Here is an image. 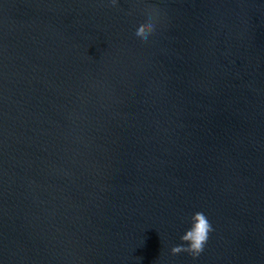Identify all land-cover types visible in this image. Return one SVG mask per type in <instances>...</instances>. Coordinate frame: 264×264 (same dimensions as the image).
<instances>
[{
  "label": "water",
  "instance_id": "water-1",
  "mask_svg": "<svg viewBox=\"0 0 264 264\" xmlns=\"http://www.w3.org/2000/svg\"><path fill=\"white\" fill-rule=\"evenodd\" d=\"M0 264H264V0H0Z\"/></svg>",
  "mask_w": 264,
  "mask_h": 264
},
{
  "label": "clouds",
  "instance_id": "clouds-1",
  "mask_svg": "<svg viewBox=\"0 0 264 264\" xmlns=\"http://www.w3.org/2000/svg\"><path fill=\"white\" fill-rule=\"evenodd\" d=\"M111 5L116 7L119 0H110ZM159 13L156 9H151L145 17V21L138 25L133 35L141 42H148L157 29ZM191 227L181 236L185 243L173 246L171 252L178 255L182 252L189 253L192 257H198L203 251L209 239L210 232L214 231L211 223L203 212H196L191 217Z\"/></svg>",
  "mask_w": 264,
  "mask_h": 264
}]
</instances>
